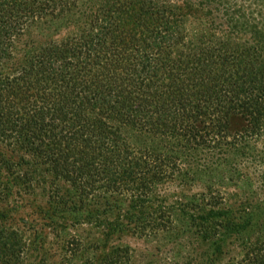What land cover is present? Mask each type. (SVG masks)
I'll return each mask as SVG.
<instances>
[{"label": "trees", "instance_id": "16d2710c", "mask_svg": "<svg viewBox=\"0 0 264 264\" xmlns=\"http://www.w3.org/2000/svg\"><path fill=\"white\" fill-rule=\"evenodd\" d=\"M70 26L78 38L53 39ZM240 35L252 44L221 40ZM262 63L264 0H0V143L12 153L0 166L21 167L23 185L60 177L86 195L99 186L142 201L187 156L250 155L242 135L264 138Z\"/></svg>", "mask_w": 264, "mask_h": 264}, {"label": "rangeland", "instance_id": "374dc122", "mask_svg": "<svg viewBox=\"0 0 264 264\" xmlns=\"http://www.w3.org/2000/svg\"><path fill=\"white\" fill-rule=\"evenodd\" d=\"M182 23L189 33L197 26L191 17ZM33 29L19 39L35 35ZM76 29L70 26L53 39L78 38ZM71 31L77 34L69 36ZM221 40L231 47L252 44L242 35ZM21 46L16 41L15 47ZM239 72L245 75V70ZM246 134L242 139L252 151L247 158L212 151L187 156L189 162L177 164L180 171L142 201L128 192L100 196L99 186L95 194L86 195L60 177L52 186L38 184L35 176L23 185L15 176L21 167L11 172L0 166V264H102L104 254L114 247L120 251L113 264H261L264 138ZM144 139L149 143L153 137ZM0 154L12 155L4 143ZM199 157L202 163L208 160V167L197 168ZM232 161L237 164L229 167ZM194 170V180H182L185 172L192 177ZM223 207L221 213L208 211ZM230 208L232 213L227 212ZM226 214L227 220L216 218ZM228 221L245 224L239 230L224 229ZM202 236L209 241L199 240Z\"/></svg>", "mask_w": 264, "mask_h": 264}]
</instances>
